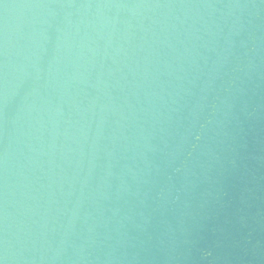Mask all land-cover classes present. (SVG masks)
I'll use <instances>...</instances> for the list:
<instances>
[{"label": "water", "instance_id": "95a60500", "mask_svg": "<svg viewBox=\"0 0 264 264\" xmlns=\"http://www.w3.org/2000/svg\"><path fill=\"white\" fill-rule=\"evenodd\" d=\"M2 264H264V0H0Z\"/></svg>", "mask_w": 264, "mask_h": 264}, {"label": "snow or ice", "instance_id": "6c2138e0", "mask_svg": "<svg viewBox=\"0 0 264 264\" xmlns=\"http://www.w3.org/2000/svg\"><path fill=\"white\" fill-rule=\"evenodd\" d=\"M0 264H2V262H0Z\"/></svg>", "mask_w": 264, "mask_h": 264}]
</instances>
